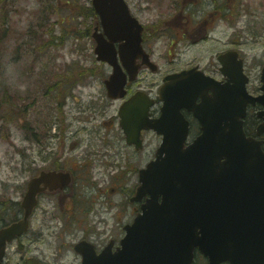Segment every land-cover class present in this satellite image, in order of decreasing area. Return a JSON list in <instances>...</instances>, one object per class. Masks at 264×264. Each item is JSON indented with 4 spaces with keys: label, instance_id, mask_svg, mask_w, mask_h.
<instances>
[{
    "label": "rangeland",
    "instance_id": "rangeland-1",
    "mask_svg": "<svg viewBox=\"0 0 264 264\" xmlns=\"http://www.w3.org/2000/svg\"><path fill=\"white\" fill-rule=\"evenodd\" d=\"M125 1L140 22L164 19L171 12L168 0ZM206 1L198 4V11L193 14L197 19L212 12L214 3ZM226 8L223 7L225 16H216L212 21L210 36L197 43L189 38L166 37L161 28H168L170 23L157 24L156 34L146 43L152 44L158 71L142 70L138 76L140 87L156 97L163 72L193 64L219 74L216 53L235 47L249 77L247 88L255 93L260 85L264 53V0H233ZM93 20L91 0H0V98L6 102L0 106V224L20 214L18 204L25 183L36 173L42 159L39 156L42 143L36 139L43 141L48 134H61L63 124H69V129L65 130L67 143L62 159H67L65 166L76 172L73 206L92 205L90 209H93L85 216L78 211L71 214L51 210L52 206L49 213L36 210L30 217L28 232L22 236L23 250H17L15 242L9 244L6 264H19L30 255L50 263L76 264L79 260L72 249L75 240L82 234L88 236L86 231L94 232L98 227L109 229L108 235L105 230L95 231L98 244L105 243L111 235L118 239L123 233L122 225L129 223L135 213L134 206L127 202L128 188L137 184L135 171L152 157L157 137L153 132L146 133L145 148L135 155L125 147L118 126L107 133L101 125L93 128L89 124L90 129L87 123L83 129L75 118L78 105L91 107L84 115L93 116L94 112L107 109L104 115L107 118L115 114L118 104L114 102L115 107L109 106L108 110L110 103L103 96V80L111 67L95 58L90 37ZM170 53L175 55L171 62ZM47 141L50 149L44 153L53 154L45 157L57 159L56 139ZM73 141L78 145L69 149L68 143ZM119 146L124 151L118 157L121 166L108 173L99 164L105 152L112 150L111 147L115 151ZM116 180L123 181L121 195L106 191ZM99 188H104L103 194ZM118 203L121 209L115 205ZM58 204L70 207L64 198ZM100 212L104 220L99 217ZM119 215L121 219L117 221ZM199 261L203 262L200 258Z\"/></svg>",
    "mask_w": 264,
    "mask_h": 264
},
{
    "label": "water",
    "instance_id": "water-1",
    "mask_svg": "<svg viewBox=\"0 0 264 264\" xmlns=\"http://www.w3.org/2000/svg\"><path fill=\"white\" fill-rule=\"evenodd\" d=\"M92 6L102 27V32L98 27L92 32L96 58L113 67L106 81L108 94L123 95L120 88L126 76L117 54L130 80L137 73L139 64L135 62L140 56L155 69L141 46L142 26L130 15L124 0H92ZM195 72L204 77L196 68L165 77L173 82L160 88L164 106L157 119L146 121V109L137 107L134 99L121 106V125L128 134L134 132L138 142L142 127L163 134L158 158L145 170L131 200L146 193L150 198L133 223L125 226L121 249L114 253L104 249L95 255L92 247L85 251L81 243L76 245L84 256L83 264H190L194 247L207 256V264L223 260L264 264V152L258 141L245 138L240 119L248 101L264 104V65L260 77L263 94L257 98L247 95L244 82L237 86L198 82L192 76ZM191 80L195 82L188 83ZM198 96L201 100L196 103ZM183 107L193 112L201 127L185 150L181 145L188 124L180 113ZM262 118L258 133L264 130V114ZM68 181V174L61 172H41L31 179L21 202L23 217L0 228V264L6 241L26 231L40 185L62 187ZM35 262L28 259L25 264H40Z\"/></svg>",
    "mask_w": 264,
    "mask_h": 264
},
{
    "label": "flooded vegetation",
    "instance_id": "flooded-vegetation-1",
    "mask_svg": "<svg viewBox=\"0 0 264 264\" xmlns=\"http://www.w3.org/2000/svg\"><path fill=\"white\" fill-rule=\"evenodd\" d=\"M171 6V12L170 14L164 18V19H156L154 22H151L152 20H147L145 22H142V26H143V39H142V44L144 49L146 50V52H148L150 54V57H152L153 55V49H152V44L151 43H146L148 42V39L153 38L152 36H154L156 34V30H157V24H168V28H161V31H164L162 34H164L166 37H175L176 39H181V40H186V38H189L192 40V42H195L196 40H200L203 39L204 37H206L207 35V31L211 29V23L214 20V18L220 17L221 12H223V7H230L231 3L233 0H210V1H206V3H214V5H212V12L208 13L207 16L205 18H200L197 19L196 17H194V13L196 11H198V4H200L201 2L205 1V0H168ZM147 22H151V23H147ZM227 49H222L221 51H224ZM173 55L174 53H170L169 55V61H171L173 59ZM153 58V57H152ZM194 66H198V68L201 69V66L197 65V64H193ZM192 65V66H193ZM190 66V67H192ZM185 67L180 68L179 70H182ZM178 70V71H179ZM202 70H204L206 73L212 75L213 77H215L217 80H222L224 81V78L222 77V75L220 74H215V73H210V71L206 70L204 67H202ZM176 70H171V71H166L164 72V75L168 74V73H172L175 72ZM163 75V76H164ZM162 76V77H163ZM125 96L121 99H112V98H108L106 95L104 97L105 101L109 102L110 104L107 106L108 110L110 107H115L113 106L114 102H118L117 106H116V112L115 114H113V116H108L107 118H104V115L106 114V110L102 109L99 113L94 112L93 116L92 115H84L85 112L88 111V109H90L91 107L88 105H78L77 109H78V116L75 115V118H77L81 123H82V128L85 129L87 128V126L89 124L92 125L93 128L96 127V125H101L104 128V131L107 132H111L114 131L115 126H117L119 124V119L117 116L118 113V108L121 105L122 102H124V100L128 99L132 93H134L135 91L141 89L139 82H126L125 84ZM148 94H150L149 90L144 89ZM157 97H155L154 100V104L150 107L149 113H150V117H155L158 115L159 113V105H158V101L156 100ZM76 102L80 103V100H78L76 98ZM110 106V107H109ZM96 107L92 108L95 109ZM258 106L255 107H249V109L247 110V114H246V120L247 118L250 117L251 114V109H254V112L258 110ZM184 115L186 117H190L188 112L184 111ZM100 118V120H98ZM191 118V117H190ZM97 121V123H96ZM88 123V125H86ZM88 128L91 129V126L89 125ZM69 129V124H63V131L61 132V134H58L57 136L55 134H52V138L56 139V149H57V159H52L49 158L47 159L45 156L46 155H51L53 154V152H48V153H44L47 152L46 150L50 149V142L46 141L44 143H42V149L40 150L39 156L42 157L41 159V163L39 165V168L37 169L36 172H38L41 169H56L60 167V162L62 161L63 165L65 166L67 164V159L63 158L64 157V147L67 143V136L65 135V130ZM190 131L194 132V134L199 132V127L197 122L192 121V123L190 124ZM142 132V131H141ZM190 132V133H191ZM142 134V133H141ZM124 138V136H123ZM55 141V140H54ZM144 144V143H143ZM78 143L77 141H73L68 143V148L71 149L73 146H77ZM132 149H133V154L137 155L139 154V152L142 151L143 147L140 150H136L134 148L133 145H129ZM54 147H51V150H53ZM65 170L70 169L69 171L72 174V184L71 186H69L68 188H66L64 191L60 192V193H55L54 195H51L52 193L47 191V192H42L39 195L38 198V205L39 203H43L46 204V208H48L49 206H53V200L56 199H60L59 196L62 195L64 197V199H67L70 203H68L70 205V207H68V209H71L70 212H72V214H74V211L76 210H80V212H82V214L85 216L87 213H89V211H93L92 209H90L92 206L88 205L86 207H72L73 206V196H74V186L76 184V172L71 168V166L67 168H62ZM74 173V175H73ZM28 182V180H27ZM27 182L25 183V191L27 189ZM93 183V182H92ZM123 181L122 180H116L113 183V186L106 188V191L108 192H112V194H116V195H121L124 191L123 185H122ZM112 184V181H111ZM101 186V185H100ZM103 189L104 188H99V192L100 194H103ZM129 190L132 188H128ZM65 192V193H64ZM72 202V203H71ZM109 204H111V202L106 201ZM117 206L118 209H121V205L115 204ZM134 211H136L139 207V203L138 204H134ZM47 211H45L46 213ZM121 219L120 215L116 216V220L119 221ZM109 240V238L107 237V241ZM112 241V249L115 248L118 245V240L114 237L111 238ZM73 246V245H72ZM75 255L78 257V260H81V255L77 254L75 252Z\"/></svg>",
    "mask_w": 264,
    "mask_h": 264
},
{
    "label": "trees",
    "instance_id": "trees-1",
    "mask_svg": "<svg viewBox=\"0 0 264 264\" xmlns=\"http://www.w3.org/2000/svg\"><path fill=\"white\" fill-rule=\"evenodd\" d=\"M2 103H6L3 99L0 100V106L2 105Z\"/></svg>",
    "mask_w": 264,
    "mask_h": 264
}]
</instances>
